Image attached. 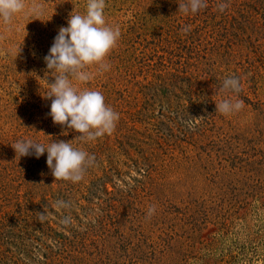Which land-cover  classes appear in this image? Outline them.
Masks as SVG:
<instances>
[{
  "label": "rangeland",
  "instance_id": "374dc122",
  "mask_svg": "<svg viewBox=\"0 0 264 264\" xmlns=\"http://www.w3.org/2000/svg\"><path fill=\"white\" fill-rule=\"evenodd\" d=\"M183 2L106 0L121 31L110 67L70 79L120 118L87 142L43 98L57 74L44 57L87 0H25L0 20V264H264V0H207L195 14ZM230 75L238 96L221 87ZM236 98L240 111H216ZM21 139L63 140L95 163L55 180L47 151L16 154Z\"/></svg>",
  "mask_w": 264,
  "mask_h": 264
},
{
  "label": "clouds",
  "instance_id": "9594fccd",
  "mask_svg": "<svg viewBox=\"0 0 264 264\" xmlns=\"http://www.w3.org/2000/svg\"><path fill=\"white\" fill-rule=\"evenodd\" d=\"M106 6V0H87L85 14L70 15L68 26L59 29L49 53L44 57L47 69L57 73L54 82L43 95V98L51 100L49 115L54 124L67 126L80 133V139L85 142L94 141L105 134L110 135L120 118L119 113L105 103L102 92L87 88L79 90L70 79L74 77L77 81L86 83L93 79V74L84 70L88 66L96 64L100 71H107L110 67L105 58L117 46L121 31L118 25L112 26L106 22ZM206 7L207 0H185L179 3L178 10L195 14ZM228 7L226 2L217 4L220 12ZM24 9L25 0H0V20L10 24L14 15ZM31 11L39 12L41 9L34 5ZM181 30L187 33L190 26H184ZM221 87L238 96L242 91L241 78L230 75L223 80ZM243 107L244 102L239 98L224 99L216 103V111L223 115L238 112ZM11 146L19 157L34 154L39 158L47 151L46 163L55 180L79 182L87 167L95 163L94 154L74 148L63 140L52 141L45 146L31 139H21ZM155 211V205L149 206L148 217L154 215ZM45 217V212L40 213L41 223Z\"/></svg>",
  "mask_w": 264,
  "mask_h": 264
}]
</instances>
